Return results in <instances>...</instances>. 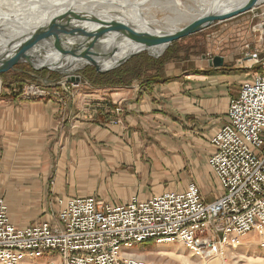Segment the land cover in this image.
Masks as SVG:
<instances>
[{"label":"crops","instance_id":"obj_1","mask_svg":"<svg viewBox=\"0 0 264 264\" xmlns=\"http://www.w3.org/2000/svg\"><path fill=\"white\" fill-rule=\"evenodd\" d=\"M207 64L191 61L174 80L149 88H137L136 83L107 88L79 85L65 108L55 100L24 101L11 91L14 84L0 78V198L10 202L18 188L40 189L38 197L23 192L18 211L10 202L13 221L36 220L38 215L42 221L50 220L49 213L57 211V198L100 196L99 173L105 171L123 173L112 179L113 196L123 194L121 202L164 193L159 183L168 181L150 174L151 165H144L146 149L163 148L167 169L175 168L180 175L185 168L178 161L171 165L166 141L179 139L182 148L184 142L200 147L225 126L229 101L238 95L228 96L222 108L217 106L215 88L224 68ZM108 105L122 108L121 125L102 124L100 117L112 109ZM27 198L41 205L24 208Z\"/></svg>","mask_w":264,"mask_h":264},{"label":"built area","instance_id":"obj_2","mask_svg":"<svg viewBox=\"0 0 264 264\" xmlns=\"http://www.w3.org/2000/svg\"><path fill=\"white\" fill-rule=\"evenodd\" d=\"M245 62L246 68L261 66V71L229 101L227 123L210 139L208 166L222 189L220 197L207 202L196 184L147 200L135 196L126 205L94 196L61 197L50 220L23 227L12 222L9 205L0 198V264L42 258L46 264H147L128 254L147 242L182 244L207 261L224 257L251 234L264 249V43L248 51ZM73 87L63 83L59 92L32 84L20 94L66 105ZM122 112L120 106L110 112V126L122 124Z\"/></svg>","mask_w":264,"mask_h":264},{"label":"rangeland","instance_id":"obj_3","mask_svg":"<svg viewBox=\"0 0 264 264\" xmlns=\"http://www.w3.org/2000/svg\"><path fill=\"white\" fill-rule=\"evenodd\" d=\"M47 1L48 0H44L43 2L45 4L40 6V7H46L40 9L41 11L48 12V10L52 8H56L59 10L62 9L66 11L68 10V7H71L69 4L66 6H61L63 8H59L55 6L53 2L46 4ZM92 1L94 0H79L74 4V7H77V9L75 10L78 11L80 7H87V5L88 7H90L88 3ZM149 1L146 4V8H148V10L150 11L144 13V15L147 18V20L150 21L154 20L158 22L155 26L156 28L164 29V30L165 29L175 30V28L182 29L187 24L185 22H177V24H173L174 26L172 25V27H170V25L166 26V24H163L166 21V19L174 18L178 14L176 9H174V7H169V6L150 8L147 7ZM21 3L25 6L28 4L25 3L23 0ZM160 3L161 2H159V4ZM118 4H122V3H118L116 2V0H108L107 3L103 2L101 5L108 7H120L117 6ZM99 5L100 3L96 5V7H99ZM94 12L91 13H93L94 15L100 18V15L96 13V11ZM263 23H264V2L255 9L243 15H240L228 21L215 23L211 28L202 31L201 33L192 35L186 39L176 42V45L172 48V53L174 54V57L176 59L173 63L168 64L170 65L169 70L171 69V71H168L165 77H169L168 81L174 80L176 78V74L180 73L178 71H181L185 67V65L191 61H195L197 63L207 62L208 63L207 66H209V62L212 61L214 58L216 57L224 58L225 64L227 66L226 68H224L222 74L223 76H221L223 77L222 82L218 84L217 88H215V98H214L216 105L222 108L223 102L225 101V99L228 98V96H232V95L234 96L238 94V92L240 91V87L243 85V83L250 81L252 79V76L256 72L261 71V66H256L253 67L252 69L246 68L245 65L247 64L245 62V59L248 51L250 52L255 51V49H258L264 43V40L260 39V27L262 26ZM165 53L163 54V56L165 55ZM143 54L153 58L152 56L149 55L148 52H143L139 55H143ZM139 55H136L133 58ZM156 55H160V54H156ZM21 66H25V67L21 68V70L19 71L18 68ZM238 66L243 68H237ZM27 67H31V65L18 64L17 66H14L13 69L7 70L6 72L5 71L0 72V78H2L5 83L14 84L16 86L11 90L13 94H15L24 101H45V99H37V100L26 99V98L24 99L21 96L20 92H22L26 86L33 84L36 86H40L41 88L47 91H53L57 89L56 91L62 92L61 84L68 83V77H79L81 79L80 84L68 83L70 85L76 86L75 88L73 87L72 89L73 93L72 96L70 97V99H72L74 98V91L78 89L77 87L79 85L90 86L87 82L83 80L82 72L87 68H93L96 72V69L94 67L86 66L83 68H79L76 71L70 72L69 74H62L57 71L49 70L47 68H41L40 66L36 65V67H39L41 69H46V73L40 75L38 73L37 74L29 73V72L22 73L23 70L25 69L28 70ZM42 71L44 72L45 70ZM0 85L3 86L2 84ZM136 85H138V83H136ZM58 103L63 108H65L68 106L69 102H67L66 105L64 103H61L60 101H58ZM116 107H112V109H109L110 112L113 111ZM92 109H90V111ZM226 118H227V112H226ZM109 119L105 124V127L107 128L112 127L109 125L108 122ZM182 142L183 141L179 139L178 140L174 139V140L166 141L165 143L169 145L168 146L169 151L167 150L166 154L167 157L171 159L170 160L171 165H174L176 161H178V163L182 162L181 169L185 168L183 171H181L180 175L177 176L178 172L176 171L177 169L175 168L172 171H169L167 169V164L166 161L164 160L165 156H163V154L160 153V152L164 153V150L163 148L160 147L154 146V148L146 149L147 160L145 162L146 164L144 165H148V164L151 165L150 174L154 177L156 176L155 178L161 180L167 179L166 181L168 182L166 184L159 183V186L163 187L164 192L166 191L181 192L184 191L189 184H196L199 187L203 195V198L207 202L211 203L215 201L218 197L222 195V189L208 166V158L212 151V148L210 146V139L203 142L200 147H195L193 146V144L192 146H190L191 144L190 142L187 143L184 142V146L182 148L183 145ZM169 159L167 160L169 161ZM169 163H168V167H169ZM118 172L123 174L119 170H112L111 173L105 171L104 173H102V175L104 174L105 176H102L99 173V177H101L100 181L102 182V185L99 184L98 188H100L101 186L103 188H101L102 194L100 196L94 193L95 194L94 196L97 197L98 200H104L113 205H126L129 202V201L128 202L119 201V199L122 198L123 194L122 196H113L115 194L114 190L116 189L115 186L116 182H113L112 179L113 176L116 177L119 175ZM169 172L170 174L168 175ZM93 175H96V173H93ZM171 176L172 178H170ZM175 176H177L176 179ZM27 191L31 192L33 196H37V197L40 194L39 188L16 189L15 191L16 197L13 201H10L13 202V206H14L13 208L15 211H18L17 207L20 204L19 203L20 199L23 197V192H27ZM3 199L7 201L10 208V202L8 201V199L5 197H3ZM26 201L29 202L27 204H24L23 207L30 210L36 209L38 208L39 205H41V203L38 204L34 203V201H31V199L29 198H27ZM52 214L53 212L49 213L50 218ZM23 216L24 218L27 217V215H23ZM13 219L11 217L12 222L17 227H23V225L30 226L33 224L45 222L42 221L40 215L36 216V220L24 219V221H20L21 223H17V224L13 221ZM130 252L131 253L129 254H132V256L143 259L147 264H264V249H262L259 246V239L257 238V236L252 234L242 238L240 241V245H238L237 248H228L225 252L224 257H216L214 259H210L207 261H203L195 257L182 244L155 245L152 242H147L143 245L131 249ZM22 264H46V259L45 258L28 259Z\"/></svg>","mask_w":264,"mask_h":264},{"label":"water","instance_id":"obj_4","mask_svg":"<svg viewBox=\"0 0 264 264\" xmlns=\"http://www.w3.org/2000/svg\"><path fill=\"white\" fill-rule=\"evenodd\" d=\"M78 1L62 0L63 4L70 3L71 6L64 13L54 17L48 23L35 27L19 38L9 39L4 46L2 45L0 72L13 69L18 64L37 65L62 74L76 71L59 69L52 62L43 61L45 58H42L48 52L53 51L62 59L67 55L82 59L85 63L80 68L92 66L97 74L104 75L122 67L134 56L143 52H148L150 56L158 59L174 43L201 33L215 23L243 15L264 2V0H247L240 8L227 14L219 11L220 9H214L180 30H164L156 28V24L152 25L153 21L147 20L140 7L121 4L117 8L121 9L130 21L117 19L106 21L90 13L89 10L85 9L86 12L75 10L77 7H74V4ZM124 45L134 50L118 59ZM153 48H161L163 53L152 54L150 49ZM105 64H110V66L105 69L103 68ZM226 66L225 59L222 57H216L209 62V67L212 69H222ZM68 83L80 84L81 79L68 77Z\"/></svg>","mask_w":264,"mask_h":264},{"label":"bare ground","instance_id":"obj_5","mask_svg":"<svg viewBox=\"0 0 264 264\" xmlns=\"http://www.w3.org/2000/svg\"><path fill=\"white\" fill-rule=\"evenodd\" d=\"M23 1L28 4L26 6L23 5L21 3L22 0H0V50L3 49L2 45L4 46L9 39H13L16 37L19 38L26 32H29L35 27L50 22L54 17H57L58 15L65 12V10H59L56 8L49 9L48 12L41 11L40 9L46 8L40 7L41 5L45 4L43 2L44 0ZM148 1L149 0H116V2L118 3L128 4L132 7H142L140 8V10L143 14L150 11L148 10V8H146V4ZM246 1L247 0H150L147 7H174L178 14L174 18L166 19L163 24H166V26L170 25V27H172V25L177 24V22H185L187 23L185 27H187L197 18L209 14L212 10L214 11V9H220L219 11L227 14L228 12L240 8L243 4H245ZM51 2H53L54 5L59 8H63L61 6L70 4H63L62 0H48L46 4ZM103 2L107 3L108 0H94L88 3L90 7H88V5L87 7H78V11L84 10L83 12H86L85 9L89 10L90 13L96 11V13L100 15V18L106 21H109L111 19H117L119 21L121 20L125 22L130 21V18H128V16L121 9L117 7L103 6L101 5ZM159 2L161 3L159 4ZM99 3V7H96V5H98ZM119 5L121 4H118L117 6ZM152 23V25H154L158 22L153 20ZM175 29L180 30L179 28ZM133 50L134 49L132 47L124 45L121 48V54L119 55L118 59L123 58L126 54L132 52ZM150 51L152 54L163 53V49L161 48H153L150 49ZM42 59H44L43 61L52 62L53 64H55V67L59 69H71L72 71L82 67L83 63H85V61H83L82 59L74 58L68 55L62 59L60 58L59 54L53 51L48 52ZM129 255L132 256V254Z\"/></svg>","mask_w":264,"mask_h":264},{"label":"trees","instance_id":"obj_6","mask_svg":"<svg viewBox=\"0 0 264 264\" xmlns=\"http://www.w3.org/2000/svg\"><path fill=\"white\" fill-rule=\"evenodd\" d=\"M175 45L176 43H174L160 59H154L145 54L139 55L122 67L104 75L97 74L93 68H87L82 72L83 80L92 88L130 87L134 83H138L142 89L166 83L168 79L165 76L170 66L168 64L173 63L176 59L172 53V48ZM109 66L110 65H104L103 68L106 69V67ZM24 67L25 66H21L18 70L20 71L21 68ZM27 68L28 70L25 69L22 73H38L39 75L46 73V69H41L36 66ZM42 70L45 71L43 72ZM108 106L112 108L111 105ZM109 117L110 113L101 116L100 120L102 124L104 123L105 125Z\"/></svg>","mask_w":264,"mask_h":264}]
</instances>
